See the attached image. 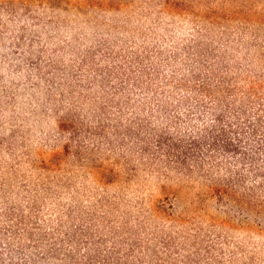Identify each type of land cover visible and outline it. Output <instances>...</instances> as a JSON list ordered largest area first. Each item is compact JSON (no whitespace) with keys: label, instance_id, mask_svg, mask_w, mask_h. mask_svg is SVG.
<instances>
[{"label":"rangeland","instance_id":"1","mask_svg":"<svg viewBox=\"0 0 264 264\" xmlns=\"http://www.w3.org/2000/svg\"><path fill=\"white\" fill-rule=\"evenodd\" d=\"M0 9V264H264V210L210 191L227 168L258 190L249 164L190 175L155 149L204 136L213 105L264 111V0Z\"/></svg>","mask_w":264,"mask_h":264},{"label":"trees","instance_id":"2","mask_svg":"<svg viewBox=\"0 0 264 264\" xmlns=\"http://www.w3.org/2000/svg\"><path fill=\"white\" fill-rule=\"evenodd\" d=\"M199 91L202 94H210L205 88L199 89ZM204 106L207 107L206 102H203ZM226 106L230 108L233 105L227 104ZM213 107L209 109L214 119L210 123L211 125L205 129L204 136L191 133L187 138L188 140L184 141L174 137L173 134L166 138L164 135L156 134L157 147L155 149L164 152L165 157H168V162L177 167H183L184 171L190 175L196 172L206 174L208 172L205 169L207 159L220 168L221 163L216 161L214 155L217 153L234 156L238 159L240 166L249 164L256 183L259 184L258 190L241 191L240 185L246 183L248 177L243 172L235 173L227 168L225 169L227 170L226 177H220L219 180L211 179L210 191L219 196L222 201L227 199L230 204L244 211L260 209L259 211L262 212L264 206L258 203L260 200L258 194L264 195V167L262 166L264 164V111H256V117L247 121L243 117L246 114L243 109L235 115L236 117L227 118L223 110L224 106L221 107L218 104V107ZM105 129V127H101V133ZM129 132L134 136H138L139 133V131L133 132L132 130ZM251 140L253 149L256 147L258 153L251 148ZM145 149L151 151L148 147ZM204 151L208 154L206 158L201 159L200 155L204 154ZM211 172L209 170V176Z\"/></svg>","mask_w":264,"mask_h":264}]
</instances>
